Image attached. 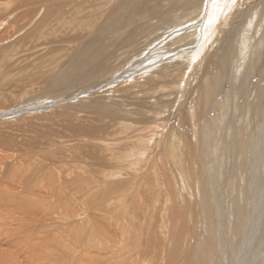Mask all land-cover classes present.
Here are the masks:
<instances>
[{
    "label": "rangeland",
    "instance_id": "rangeland-1",
    "mask_svg": "<svg viewBox=\"0 0 264 264\" xmlns=\"http://www.w3.org/2000/svg\"><path fill=\"white\" fill-rule=\"evenodd\" d=\"M177 1L156 0L152 5L164 11V4L171 7ZM18 2L0 0V50H5L0 88L8 77L18 82L22 76L39 72L41 56L51 49L40 41V34L22 41L37 18L14 22L24 12L15 8ZM220 4L215 13L213 5L208 10L206 3H200L204 8L194 20H201V26L192 39L198 43L193 49L183 48L186 41L176 43V35L160 38L161 29L153 33L160 39L150 45V52H143L146 56L141 58L152 55L143 64L145 70L125 63L89 84L91 89L81 86L53 98L39 84L27 89L21 83L17 90L12 86L11 92L0 89V254L20 264H70L71 257L78 264H92L90 256L103 252H96L95 247L102 249L100 241L108 246L116 242L119 248L113 249L120 252H114L113 261L118 262L113 264H120V256L131 248L133 234L146 241L153 213L159 219L155 224L161 243L169 250L173 222L168 218L166 190L172 192L171 184L176 202L186 206L183 201L191 199L194 205L187 209L184 222L187 232L182 247L191 257L183 264L209 257L210 226L216 264L264 261V0H223ZM172 42L182 49L164 53L161 46ZM186 58V71L155 74L158 68L183 63ZM54 65V61L46 64L50 69ZM214 76L220 88L205 107L200 96ZM143 104L151 108L143 110L139 107ZM50 179L55 186L53 182L48 185ZM81 187H85V199L95 198L89 206L82 199ZM204 194L214 207L212 224L206 222L201 206ZM23 200L35 207L22 206ZM103 209L111 214L106 216ZM236 214L241 215L240 221ZM197 224L201 229L195 235L191 230ZM113 225L118 233L95 238L94 226L111 233ZM75 226H82L85 236L78 235L75 245L79 249L73 256L68 247ZM126 227H133L135 233ZM89 233L96 243L91 238L88 243ZM226 239L234 244L235 253L227 249ZM166 248L162 246V258ZM103 253L100 257L108 256ZM125 258L126 263L122 262L128 264L130 254ZM145 258L141 263L150 264L151 258Z\"/></svg>",
    "mask_w": 264,
    "mask_h": 264
},
{
    "label": "bare ground",
    "instance_id": "bare-ground-1",
    "mask_svg": "<svg viewBox=\"0 0 264 264\" xmlns=\"http://www.w3.org/2000/svg\"><path fill=\"white\" fill-rule=\"evenodd\" d=\"M18 1L19 2L15 5V8H23L24 12L22 13L20 17L16 18L14 22L16 21L18 22L22 19L29 18L33 20L34 18H37L34 24V27L30 31V33H28V36L23 38L22 41H24L25 39H28L29 36H35V35L40 34L39 35L41 37L40 41L43 42L45 46L51 47V49L47 50V52L44 53L43 55L41 53L42 68L39 72L37 73L31 72L28 75V78L27 76H22L20 77L19 80L17 79L18 82L15 81L13 77L11 78L8 77L6 78L7 80L4 84L5 86L4 88H7L11 92L14 90V88L13 89L11 88L14 85H16L15 90H17V88L20 87L21 83H23L24 85L21 87L23 88L27 86V89L30 88L31 86L39 84L42 86L43 89H46L48 91V97L53 98V97H59V96L65 95L66 93L68 95V92L70 90L77 89L81 86L83 87L87 86L89 89H91L89 84L93 83L97 78L101 76L106 77L109 74L114 73L116 70L122 67L125 63L126 64L129 62L135 63L133 67H136L138 65L137 69L141 68L142 70H145L143 69V64L147 62L149 59H151L152 55L149 57H145V58H141V57L144 56L146 52L151 51L150 45H152L155 41H157L160 38L169 37L168 34L177 36L175 40L176 43L186 41L187 44H185L183 48H188V49L195 48L198 43L197 41L194 42L195 40H192V39L196 35L197 28L201 26V22H200L201 20L196 22L194 21L195 18L196 19L199 18L198 14L202 13L204 6L205 7L208 6V10H210L213 5L212 11L216 13L219 10L221 6L220 3H222L223 0H217L215 3H213L214 2L213 0H202V2H200L199 0H178L176 2V5H172L171 7L170 6L167 7L166 4H164V11L160 9L159 6L152 5V3H154L156 0H116L115 2H113V0H88L86 2H81V0L80 2L79 0H18ZM167 1L168 0H163V2L165 3ZM107 3H110V5H106ZM161 3L162 2H160V4ZM200 3L202 5L206 3V5H204L202 8L200 7ZM129 14L131 15L129 16ZM158 29L162 30L159 33V35H162V36H160V38H155V36H153V33L158 31ZM71 46L73 47L70 48ZM143 47L145 49H143ZM161 49L164 50L163 51L164 53H167V52L176 53L178 50L182 49V47H175L172 42L167 45H162ZM4 52L5 50H0V68H3V69H4V65H3L2 59L4 57ZM187 60L188 59L186 58L183 63H181L182 62L181 61L180 63L176 62V63L164 65L163 67L158 68L160 72L155 73V74L160 75L162 72L163 73L166 72L165 74L167 73L170 74V73H176V72L180 73L181 71H186L187 68L185 66L187 64ZM52 61H54V64L56 65L55 69L54 68L50 69L49 68L50 66H46V64L50 62L52 63ZM11 68L12 66L8 67V69H11ZM131 71H132V68H130L129 71H126V73H129L130 75ZM10 74H12V72H10ZM131 75H134V74H131ZM203 77H205V75ZM4 88H0V89L4 90ZM219 88H220V82L215 76L212 78V80H210L209 84L205 85L203 89V93H201V96H200L201 103L205 107H207L213 102L215 95H217L216 92ZM50 91H52L51 95H50ZM199 102H200V99H199ZM242 103H246L245 99L242 100ZM139 107L146 111L151 108L150 106H147L146 104L140 105ZM241 147L244 148L245 143H242ZM88 158L91 159V157L89 156ZM100 159H105V158H100ZM93 162L95 163V160H93ZM52 179L48 181L49 182L48 185L53 182ZM91 181L88 182V185L92 184ZM93 181L95 182V180ZM75 183L76 181L73 182L72 185L75 186L76 185ZM82 183H84L83 180H82ZM52 184H54L55 186L54 182ZM64 184L67 185V182L66 183L64 182ZM72 185L71 186L68 185V186L73 187ZM171 186L172 185L170 184L169 186L170 188L169 187L168 188L173 193H175L176 192V190H174L175 188L173 189ZM205 186H206V182L204 181L201 190H203ZM84 188L81 187L79 190L82 192L84 197L81 195V193L79 194L82 196V199L85 201L86 206H89L95 200V198L90 196L85 199V196L87 194L83 192ZM98 188H99V184H98ZM166 191L168 195L166 199L168 200L167 202H169L170 204L166 206L168 210V218L169 220H172L173 222L172 223L170 221L173 224V226L169 227L171 231L169 232V229H168V232L170 233V239L172 240L173 246L169 250H167L166 248L167 246L161 243V240L158 235V229L156 227L157 224H155L159 222V219L155 218L156 215L153 213V215L152 214L150 215L149 228L147 227L146 229L147 235H149L148 237L145 234L146 241L145 240L141 241V239H139L141 236L139 237L136 236L137 232L135 233L133 227H132L133 230L130 227L129 228L126 227L127 229H131L135 233L133 234L135 236L132 235L133 240L131 238L129 239L130 246L128 245V247H131V248H129V250L126 249L128 251L127 254H130V258L127 260L128 264H142L141 259H143L144 262H146L147 260L145 257H147L148 260L151 258L149 260L150 264H160V262H163L165 260L166 261L163 264H177V263L183 264L184 261L187 262L188 257H191L190 256L191 254L186 253V251L184 252V248L182 247V240L187 232V228L184 223L186 220V215L188 213L187 209L190 207L192 208L194 205L191 202V199H187L183 201L186 204V206H181L180 202H176L174 194L172 192L169 193L170 192L169 190H166ZM100 193H103L105 195L108 192L102 191ZM100 193H99V196H101ZM79 201L81 200L79 199ZM21 205L35 207L34 203L32 202L26 203L24 200L21 201ZM201 206L203 208L204 214H206L205 216L206 222L209 224H212L214 207L207 194H204L203 196H201ZM138 210H133L134 211L133 213L134 214L138 213ZM104 214L106 216H109L111 214V211L105 210ZM236 215H237L236 220L240 221L241 215L240 214H236ZM133 219L134 221L140 220V218L138 219L137 217H134ZM129 220H132V219H129ZM195 221L197 222V219ZM62 223L64 222L62 221ZM236 224H233V225H236ZM238 226L233 227V229H235L236 231V234H238L240 231V228ZM69 227L70 226H68V228ZM142 228H143V225H142ZM83 229L84 228L82 226L81 227L75 226V229L71 232L72 235L70 231L68 232L70 233L71 236H73V238L70 240L71 247H68L71 249V252H73V254L75 253V249H79V246L75 245L78 235L80 234L82 237L85 236L84 234L82 235ZM199 229H201V227L198 226L197 224L196 227L193 228V230L191 231H193L195 235H198ZM93 230H94L93 232H95L94 233L95 238L96 239L98 238V240H101L99 238L100 236L110 238L112 233L113 234L118 233V230L117 228H115L114 225H113V229L111 233H107L104 229L96 227V226H94ZM208 230H209V236H208L209 240L206 239L207 240L206 244L208 248L207 253L209 257L205 258L206 261L203 260L202 258H198L197 260L194 259L195 260L194 262L191 261L188 264H212V258L215 260L214 264L217 263V259L215 257L216 253L214 250L215 243H214V240L211 239V236L214 233V228L210 226ZM88 237H89L88 243L89 241L91 243L92 241L95 242V238L94 239L91 238L92 236L90 237V233ZM90 238L93 240L91 241ZM79 239L80 237L78 238V240ZM83 239L84 241L86 240L85 237ZM108 240L109 239L105 241L109 243ZM112 240L116 241V239L114 240V238ZM129 240H127V242ZM99 243L100 244L98 246H102V249L101 250L97 249V247L94 246L96 248V252L97 250L99 251L103 250L104 253L99 252V254L102 255L103 253V256L108 254V256H105V258H102L100 257L101 255L98 257H92L93 255L90 256L91 254L90 255L86 254L87 256L91 257L92 264L117 263L118 261H113V260H116L117 252H120V250L114 251V249L117 250L119 248L116 246V242H111L110 246L106 245V243L104 244V242H102L101 244V241ZM59 244L61 246V243ZM77 244H80V243L77 242ZM64 245L66 246L65 243H63V246ZM178 245L180 249L178 248ZM226 245L228 246L227 249H229V251L235 253V247L232 242L227 240ZM80 246L81 248L84 247L81 244ZM88 246H87V249H89ZM162 246L166 248L165 255L163 254L164 255L163 258L161 256ZM94 247L92 245V248ZM105 251H107L106 252L107 254L105 253ZM152 252L153 254L151 255ZM127 254L124 253V256L126 257ZM229 254L231 253L229 252ZM122 255L120 256V257H123L121 262L122 261L124 262V259L126 260V258ZM67 256L66 258L68 259ZM73 256H75V254ZM229 259L227 263L229 262ZM26 261L28 260L26 259ZM69 261H70V264H78V262L74 259V257L69 258ZM121 262L120 264H123V262L122 263ZM258 263L264 264V261H261L260 263V259H259ZM0 264H20V262L16 258H12L7 254H0Z\"/></svg>",
    "mask_w": 264,
    "mask_h": 264
}]
</instances>
